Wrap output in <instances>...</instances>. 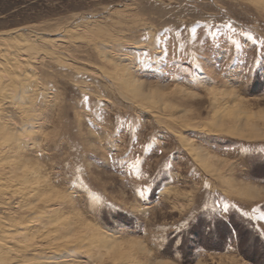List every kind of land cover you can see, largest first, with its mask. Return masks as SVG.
I'll return each mask as SVG.
<instances>
[{
    "label": "rangeland",
    "instance_id": "1",
    "mask_svg": "<svg viewBox=\"0 0 264 264\" xmlns=\"http://www.w3.org/2000/svg\"><path fill=\"white\" fill-rule=\"evenodd\" d=\"M261 41L264 0H0V264H264V197L218 189L264 186Z\"/></svg>",
    "mask_w": 264,
    "mask_h": 264
},
{
    "label": "bare ground",
    "instance_id": "2",
    "mask_svg": "<svg viewBox=\"0 0 264 264\" xmlns=\"http://www.w3.org/2000/svg\"><path fill=\"white\" fill-rule=\"evenodd\" d=\"M258 2V1H260L261 2V0H255V2ZM253 2V1H252ZM256 4H258V3H256ZM260 5V4H259ZM77 32V31H76ZM44 38V37H43ZM23 39V38H22ZM32 39V38H31ZM23 40H26V46L27 47H29V46H31L30 44H33V45H38V46H40V49H42V50H44L45 52H47V54L49 55H53V56H55V57H57V58H60V59H62L61 57H63L62 55H61V53H59L58 51H56L55 49H53L52 48V42H54V40L53 39H50V42L48 41L49 39H44V40H40V42L38 43V41L37 40H35V41H33V43H31V41L30 40H28L27 41V39H23ZM57 40V39H56ZM22 42H24V41H22ZM19 43V42H18ZM25 45V44H24ZM23 45V46H24ZM21 46V45H20ZM23 53V52H22ZM99 77H102V78H104V79H109V76L107 75V73H105V72H103L102 70L101 71H99ZM13 79V78H12ZM112 80H114V83H116V85L118 86V87H123V88H125V89H127V91L128 92H130V93H132V95L133 96H138V95H141V92L139 91V82L137 81V80H134V79H132V78H130L129 76H128V74L126 75V76H124V77H119V78H117V80H115L114 78H112ZM3 83V82H2ZM11 83V82H10ZM25 86V85H24ZM23 87V86H22ZM121 87V88H122ZM3 90V89H2ZM7 91V90H6ZM21 92V91H20ZM127 93V92H126ZM16 94V93H15ZM146 99V98H145ZM2 105V104H1ZM25 106H27V105H25ZM22 107V106H21ZM24 107V106H23ZM223 110V109H222ZM226 110V109H225ZM224 111V110H223ZM238 112V111H237ZM237 112H231V113H229V114H231V115H233L234 116V120H236L237 121V124L238 125H240V126H245V125H249L250 123H249V119L250 118H248L247 119V117H245V116H241L239 113H237ZM220 115V114H219ZM222 116V115H221ZM0 125H1V123H0ZM3 125V124H2ZM9 125V124H8ZM214 126H211V128L210 127H204V126H202L203 128H201V131L202 132H204V133H212L213 132V130H215V129H217V128H220L219 126H217L215 123L213 124ZM222 131H224V132H227L224 128H220ZM2 130V129H1ZM32 132V131H31ZM31 132H29V133H31ZM1 133V132H0ZM33 133V132H32ZM228 133V132H227ZM4 134V133H3ZM36 134H37V132H36ZM214 134V133H213ZM230 134V133H229ZM237 134V133H236ZM240 137H244V139L245 138H247V139H260L262 136H260V135H247V136H243V135H240V134H238ZM6 136H7V133H6V135L4 136V138H3V136L0 134V139H1V137H2V140L3 141H1V143H0V148H2V146L3 145H5V146H7L6 145V143L9 141V138H6ZM10 137V136H9ZM180 138H181V136H180ZM18 139V138H17ZM182 139V141H183V144H184V150H186L187 151V153L190 155V157L193 159V161L198 165V166H200V167H202L205 171H208V174L210 173V174H212V175H214V174H216V172H215V170H216V168L214 169H210L209 168V165H208V163L209 162H212V160H210V159H208V157L207 156H205L202 152H200V149L199 148H194V147H192V145L190 144V141L189 140H186V139H184V138H181ZM8 140V141H7ZM16 140V139H15ZM14 143V142H13ZM25 148V147H24ZM8 150V149H7ZM0 155H3V154H5V152L3 151V150H1L0 149ZM3 151V152H2ZM201 151H203V150H201ZM7 154V153H6ZM3 156H5V155H3ZM5 157H7V156H5ZM4 161V160H3ZM3 165V164H2ZM210 167H211V165H210ZM215 167V166H214ZM19 170V169H18ZM10 171H14V170H10ZM30 172H29V174L30 175H34V171L33 170H29ZM220 172V171H219ZM228 174V173H227ZM11 175V174H10ZM217 175V174H216ZM218 175H219V173H218ZM2 177V176H1ZM220 178H222V177H220ZM30 179V178H29ZM5 181V180H4ZM4 181H3V183H4ZM8 181H5V183H7ZM37 182H39V181H37ZM3 183H1V180H0V189H1V187L4 189V187H6ZM210 187L209 188H211V189H215L216 188V186L215 185H213V184H211V183H207ZM223 184L225 185V187H223V188H218V189H220L221 191H223L224 193H226L227 195H229V196H231V197H234V198H236V197H240V199H245V200H247V201H250V202H254V201H258V200H260V199H262L263 197H264V186H260V185H256V184H251V183H246V182H244V183H239V185H238V187H236V184L235 185H232V184H230L228 181H225V179H224V181H223ZM8 186H9V182H8V184H7ZM13 187H15V185H13ZM12 187V188H13ZM14 189V188H13ZM17 189V188H16ZM33 189V188H32ZM7 190V189H6ZM9 190V189H8ZM40 190V189H39ZM1 191V190H0ZM22 191V190H21ZM21 191H19V192H21ZM24 191H22V193H23ZM25 192H27V193H29L28 195L31 197V194H30V190L29 189H27V191H25ZM167 192H168V189L167 188H164V189H162L161 190V194H167ZM222 192V193H223ZM6 193V192H5ZM13 193V192H12ZM32 196H37V197H35L36 198V201L37 200H40V198H38V197H40L39 196V194H37V190H36V188H34V190L32 191ZM223 193V194H224ZM1 194V193H0ZM26 194V193H25ZM24 195V194H23ZM23 197H25V195L23 196ZM42 199V198H41ZM47 200H49V198H46V199H44L43 201H47ZM49 201H47L46 203H48ZM45 203V202H44ZM47 205V204H46ZM49 205V204H48ZM41 210V209H40ZM44 210V209H43ZM53 212V211H51V209L50 208H48L47 210H46V212ZM39 212V211H38ZM41 214V213H40ZM43 214H45L44 212H43ZM47 214V213H46ZM51 214H53V213H51ZM37 217H39V215H36ZM48 216V215H47ZM31 217H33V216H31ZM42 218V217H41ZM46 218V217H45ZM34 219V218H33ZM53 220V219H52ZM64 220V219H63ZM29 221H31V220H29ZM34 221V220H33ZM26 223V222H25ZM33 223V222H32ZM67 223H68V221H67ZM46 224H49L48 222L46 223ZM1 225V224H0ZM55 225H56V223H55ZM9 226V225H8ZM29 226V225H28ZM62 226H63V224H62ZM65 226V225H64ZM13 227V226H12ZM16 227H17V225H16ZM21 227V226H20ZM65 227H68V226H65ZM6 228V227H5ZM19 228V227H18ZM22 228V227H21ZM21 228H19V229H21ZM15 229V228H14ZM18 229V230H19ZM2 231H4L3 230V228H2ZM26 231H27V229H26ZM7 232V231H6ZM14 232V231H13ZM12 232V233H13ZM19 232V231H18ZM17 232V233H18ZM25 232V231H24ZM1 233V232H0ZM4 233V232H3ZM29 233V232H28ZM32 233V232H31ZM20 234V233H19ZM22 234H23V232H22ZM25 234V233H24ZM23 234V235H24ZM26 234H27V232H26ZM3 235V234H2ZM15 235H17V234H15ZM22 235V236H23ZM8 236V235H7ZM10 236H12V235H10ZM14 236V235H13ZM18 236V235H17ZM25 236V235H24ZM27 236V235H26ZM49 236V235H48ZM111 236H112V233L111 232H109V231H103V230H100V231H97V233L94 235V238H95V240L100 244V243H102V244H109L110 246L111 245H114L113 243H111ZM21 237V236H20ZM19 238V237H18ZM44 238V237H43ZM13 238L11 237V240H12ZM23 239H24V237H23ZM114 239V238H113ZM8 239H6V241H7ZM10 240V241H11ZM19 240V239H18ZM31 240V239H30ZM35 240V239H34ZM25 241V240H24ZM27 241V240H26ZM18 243V242H17ZM26 243H28V242H26ZM119 243V242H118ZM2 244V243H1ZM11 244H13V245H15L13 242L11 243ZM101 244V245H102ZM120 244V243H119ZM19 244H17V246H18ZM6 246H7V244H6ZM12 246V245H11ZM16 246V245H15ZM115 246V245H114ZM1 247V249H2V246H0ZM19 247V246H18ZM10 248H12V247H10ZM14 248V247H13ZM20 248V247H19ZM17 249V250H20V249ZM111 248H113L112 246H111ZM9 249V248H8ZM23 249V248H22ZM42 249V248H41ZM25 250H26V248H25ZM28 250V249H27ZM1 251H3V250H1ZM9 251V250H8ZM16 251V250H15ZM22 251V250H21ZM52 251V250H51ZM4 252V251H3ZM7 252V251H6ZM10 252H11V250H10ZM17 252V251H16ZM54 252V251H53ZM15 253V252H14ZM55 253V252H54ZM12 254V253H11ZM61 254V253H60ZM2 255V254H1ZM6 255H8V253L6 254ZM20 255V254H19ZM55 255V254H54ZM57 255V254H56ZM2 257V256H1ZM18 257V256H17ZM16 258V257H15ZM2 259H4V258H2ZM8 259V258H7ZM26 259V258H25ZM39 259V258H38ZM37 259V260H38ZM48 258H46V260H47ZM55 259V258H54ZM57 259V258H56ZM56 259H55V264L57 263L56 262ZM31 260V259H30ZM50 260V259H49ZM59 260V259H58ZM26 260H24L23 262L26 264V262H28L29 260L27 259V261L25 262ZM43 261V260H42ZM51 261V260H50ZM60 261V260H59ZM8 262H9V260H8ZM16 262V261H15ZM18 262H20V261H18ZM22 262V263H23ZM31 262L33 263L34 262V260L32 261L31 260ZM37 262V261H36ZM40 263H41V261H39ZM6 263V262H5ZM17 263V262H16ZM32 263H28V264H32ZM51 263H52V261H51ZM7 264V263H6ZM11 264V263H10ZM37 264H38V262H37ZM42 264H49V261L47 260V261H44V262H42ZM58 264V263H57ZM59 264H66V263H64V262H62V263H59Z\"/></svg>",
    "mask_w": 264,
    "mask_h": 264
},
{
    "label": "snow or ice",
    "instance_id": "3",
    "mask_svg": "<svg viewBox=\"0 0 264 264\" xmlns=\"http://www.w3.org/2000/svg\"><path fill=\"white\" fill-rule=\"evenodd\" d=\"M225 27H229V28H231V25H225ZM245 35L250 37V34H249V33H245ZM250 38H251V37H250ZM261 43L264 44V41H261ZM87 99H88L87 97H84V101H85V103L87 102ZM239 151H241V152H248L249 149L244 148V147H241V148L239 149ZM258 151H259L260 153H264V147H260V148L258 149ZM170 166H171V165H168V164L165 165V167H170ZM69 186L72 187L73 185L70 183ZM203 187H204L205 189H207V188H209L210 186L207 184V182H205L204 185H203ZM204 207L207 208L208 205L205 204ZM216 208H219V209H220V214H221V215L228 213L229 210H230V208H231V209H235L237 212H240V214H241L242 217H247V216H249V213H248V212H246V211H242L241 209L237 208V206H236L235 204H231V205H230V204H228V203H224L223 206H222V208H221L220 205H216ZM255 211H256V209L254 208V209H253V212H255ZM252 219H255V220H257V221H264V211H262V212H261L259 215H257V216H253ZM257 230L259 231V229H257ZM260 234H261V235H264V231H261ZM120 247L122 248L123 246L121 245ZM138 247H139V248H142V245H138Z\"/></svg>",
    "mask_w": 264,
    "mask_h": 264
}]
</instances>
